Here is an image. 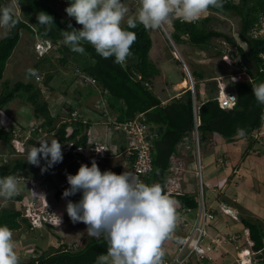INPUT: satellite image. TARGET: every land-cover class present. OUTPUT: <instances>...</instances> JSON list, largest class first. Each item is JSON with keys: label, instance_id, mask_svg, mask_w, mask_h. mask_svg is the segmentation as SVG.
Returning a JSON list of instances; mask_svg holds the SVG:
<instances>
[{"label": "trees", "instance_id": "obj_1", "mask_svg": "<svg viewBox=\"0 0 264 264\" xmlns=\"http://www.w3.org/2000/svg\"><path fill=\"white\" fill-rule=\"evenodd\" d=\"M18 2L24 11V15L29 17L31 24L15 16L18 23L0 40V81L3 80L8 61L21 40L23 29L29 32L34 41H42L40 43L44 45L50 44L55 48L57 56L48 57V55L40 56L38 53V55L36 54L38 61L34 67L46 73L44 80L42 81L41 78L38 81L39 84L36 82L37 85L30 82L25 83L24 81H18L14 85H10L9 81H4L3 90L0 93V111L6 110L14 100H19L27 110L33 113L34 117L44 119L42 126L47 127L49 133H55V139L62 145V153L63 145L71 140L75 141L73 150L88 147L92 143V130L95 126L93 119L90 117L91 115L85 119L86 122L75 119L68 122L64 121L57 127L56 122L60 112L52 114L45 97H43L45 92L47 94L56 89L51 84L54 77L49 73L50 68H56L57 63L64 68L70 62L74 63L73 80L69 87L63 89L66 96L73 98L75 96L71 95L69 91L71 88L76 87L78 100L75 99L73 109H77L75 106L80 105V102L87 104L90 97L99 95L105 98L110 114L116 116L117 121L121 123L132 121L143 113L145 123L150 125L157 136L153 149L154 171L148 176L147 184H161L164 193L179 202V210H198L200 206L199 195L168 193L167 189L170 176L169 168L173 163L172 155L178 154V147L184 142L187 135H193L195 132L196 118L193 94L191 90H185L179 99L174 98L165 104L153 94L151 87L156 77L160 75V70L150 58L153 47L150 30H145L143 25L139 23L135 28H128L127 25L123 27L128 31L135 32L137 39L131 46L132 54L128 57L133 60L121 66L114 62V57L103 59L87 43L82 45L85 48V54L72 52L63 43L62 32L71 30L68 28L69 23L72 28L77 30L79 24L65 18L61 14L62 12L51 4L50 0H18ZM4 6H6L4 0H0V7ZM209 10L215 13L228 11L240 17L241 30L239 36L247 43L246 49L240 45L238 46L231 36L214 30L210 25L218 20L211 16L197 22H186L180 18H174L172 21L173 31L170 32L172 40L177 46L187 43L201 51H209L212 48L215 49V45L212 44L213 40L223 38L227 43L236 46L237 55L240 56L243 62L251 64V66L247 68L246 73L248 76H243V79L240 78L237 82L232 81L229 77L230 74L225 76L229 89L234 91L238 97L236 106L228 112L222 109L218 100L211 96L213 88L217 86L216 82L207 85L205 95L208 96V100L200 107L198 104V134L201 148L207 144L208 139L215 133L221 135L226 141L235 142L239 137L237 136L238 128L244 129L246 134L243 137L251 141L253 133L260 131L264 124V105L257 102L252 88L253 84L264 83V71H260L261 54H264V37L253 38L250 35L261 17L264 16V0H224L223 8L210 7ZM41 11L53 17L54 24L48 26V28L38 24L37 14ZM217 53L221 55L222 52ZM233 57L237 56L233 55ZM192 75L196 81V98L198 99V84L204 83L212 77H207L206 73L198 69L192 71ZM183 78L185 79V76ZM92 80L96 81V85L91 82ZM74 125L77 127L69 130ZM18 126L21 133L29 129V126L25 124ZM108 128L110 129L109 125ZM16 130L17 126L13 127L11 131H7L0 124V142H4L9 147V153L12 154L14 151L16 152L13 145ZM33 146L39 147V142L35 138H28L26 141L27 150ZM69 153H72V151ZM65 156L63 155V157ZM114 158V155H109L102 163L112 165ZM26 160L27 157L14 158L6 164L0 165V178L9 175L19 177L30 165ZM100 164H97L98 167L101 166ZM123 164L121 162L116 165V174H120ZM70 174H74L73 169ZM56 175L49 181L52 186H56L60 182ZM33 176L36 177L37 175L34 174ZM45 183L42 193L49 195L48 197L51 194L58 195V192L53 189L54 187L52 190H47ZM24 199L25 194H18L9 200L22 203ZM79 200L73 199L71 201L76 203ZM20 207L21 204L18 205V208L16 207L17 209L11 208L9 204L6 207L0 206V226H8L13 234H22L24 226L27 230H30V224L25 219L23 210ZM240 221L249 231L250 239L254 242L251 247V250L255 252L254 258H252L253 261L257 260L258 263L263 264L264 224L260 219L245 214H240ZM47 227L55 233L59 229L49 225L42 228ZM90 241L87 246L85 242V246L79 247V249H73L72 246L75 242L72 246L65 243L57 249L52 248L54 250L52 252H43L44 254L40 257L31 259L28 262L21 261L20 264H96L97 257L102 253L106 254L108 244L103 236ZM192 262L198 263L196 258H192Z\"/></svg>", "mask_w": 264, "mask_h": 264}, {"label": "clouds", "instance_id": "obj_2", "mask_svg": "<svg viewBox=\"0 0 264 264\" xmlns=\"http://www.w3.org/2000/svg\"><path fill=\"white\" fill-rule=\"evenodd\" d=\"M223 4L224 0H139L135 15L130 16L129 8L122 3V0H73L65 11L69 17L75 18L82 28L74 29L69 23L68 28L71 30L62 32L63 43L72 52L82 55L85 54V48L82 45L90 44L103 59L114 57V62L123 66L133 60L128 57L131 56V46L137 39L135 32L121 26L125 17H127L128 28H135L139 23L145 30H156L174 16L186 22H192L210 7L223 8ZM37 20L38 24L46 28L54 24L53 17L43 11L37 14ZM17 23L14 5L0 7V28L10 30ZM167 35L169 36V33ZM27 75L36 77L37 70L29 68ZM252 88L257 102L264 105V83L253 84ZM202 90L205 94L206 90ZM245 134L244 129H237V136L243 137ZM192 141L194 143V139ZM38 142L40 146L31 147L27 151V156H24V158L27 157L29 166L35 168L34 172H37V176H32L30 173L26 176L24 173L25 179L41 177L40 170L33 166L40 165L41 157L46 161V167L41 168L42 172L63 159L62 145L57 139L53 138L50 141L45 139ZM193 146L196 144L194 143ZM200 149L199 141V150L196 147L197 155L195 154V174L198 153L201 161ZM201 165L203 167L202 162ZM42 176L45 180L42 186H39L40 190H43L48 174L43 173ZM196 176L199 179L197 174ZM67 181L70 187L63 192V197L75 195L77 192L82 193V198L78 202L67 203L68 216L73 223L83 222L87 226L88 236L94 238L103 236L108 244L106 254L99 255L96 264H164L165 253L162 243L171 237L176 228L179 202L166 195L161 184H145L128 171L119 175L112 171L101 172L94 159L91 167L81 164L77 174L67 175ZM27 182L26 180V187H22L14 176L0 178V198L11 199L15 195L25 194L27 199L29 194ZM203 182L202 176L200 191L205 198ZM32 194L40 195L35 191H32ZM55 197L57 198L56 194L48 198L54 202ZM16 207L18 208L14 206ZM63 224L64 221L54 228H62ZM45 225L48 224L43 226ZM247 246H249L248 243ZM15 247L12 230L6 225L0 226V264H20Z\"/></svg>", "mask_w": 264, "mask_h": 264}, {"label": "rangeland", "instance_id": "obj_3", "mask_svg": "<svg viewBox=\"0 0 264 264\" xmlns=\"http://www.w3.org/2000/svg\"><path fill=\"white\" fill-rule=\"evenodd\" d=\"M50 1H51V4L56 7L57 10L62 12L61 14L65 18L77 24V22L75 21V18L69 17L65 11L66 7L70 6L73 0H50ZM4 2L6 6L14 5V13L16 17L23 19L26 23L31 24L29 17L24 15V11L22 10V7L19 4L18 0H4ZM122 3H124L129 8V15L134 16L136 9L139 6V0H122ZM15 5H18V6H15ZM210 16L217 18L218 20L216 22L211 23L210 25L214 30L221 32L225 35L231 36L233 40H235L238 46L240 45L244 49L247 48V43L244 42L239 36L240 30H241L240 17L233 14L232 12L226 11L223 13H215V12H212L211 10H208L205 13H203L198 19L192 22L201 21ZM174 18L176 17L175 16L172 17L171 20L165 25H163L161 28L149 31L151 38L153 40V47L151 49L150 58L155 63V65L159 67L158 69L160 70V75H161V77L160 75L156 77L151 87L152 92L155 96H157L161 100L162 99L164 100V99H169L176 92H185V90H191L190 89V79L192 78V80L195 82V78L192 75V71H195L197 69L202 70L204 73H206L207 77H212L204 81V83L198 84L197 89L199 90L198 91L199 96H204L202 89H207V85L209 83L216 82V85H217V79H220L221 77H225L228 74L230 75H237V74L243 75L244 74L243 75L244 77L248 76L246 72H247V68L251 66V64L243 62L240 59V56L237 55L236 46H234L233 44L227 43L223 38H218V39L213 40L212 44L213 46L215 45V49L212 48L209 51H201L199 49H196L190 46L187 43H183L177 46L176 43L172 40L171 35H170V32L173 31L172 21ZM126 20H127V17H125V21L122 22V25H121L122 27L127 25ZM81 28H82V25H79L78 30H80ZM11 29L5 30L3 28H0V40H2L11 31ZM167 33H169V36L167 35ZM40 42L42 41H34L33 37L29 34L27 30L23 29L21 31V40L18 43L16 49L14 50L13 55L8 61L3 80L0 81V93L3 90L4 81H9L8 83L10 85H14L18 81H24L25 83L30 82V83H34L37 85L36 83L38 82L36 81L37 76H40L42 78V81L44 80V78L46 77V73L43 71L41 72L34 67L35 63L38 61V57H37L38 54H37V51H35L36 50L35 45ZM217 52H222L221 53L222 56L219 55ZM233 55L234 56L236 55L237 57L234 58ZM237 64H240V65L236 66ZM56 65L57 67L54 69L51 67L50 72H49L54 77L51 84L52 86H55L56 89L47 94L45 92L44 93L45 95L43 94L44 95L43 97H45V100L47 101L52 114H56L60 112L58 114L59 118L57 119V122H56V126L59 127V125L61 123H64V121L68 122V121H72L75 119L84 120L83 118H85V115H86L85 112L88 113L89 111L88 107H92L95 109L98 108V102L101 100V97L95 94L96 96L90 97V99L87 101V104L80 102L79 103L80 105L75 106V108L77 107V109H73L74 101L75 99H77V94H78L76 87H73V90L71 88L69 91L71 95L75 96L73 97L74 99L66 96L63 93V91L65 90L66 87L70 86V83L73 80L72 70H74L75 68L74 63L70 62L68 66L65 68L61 67V65H59L58 63ZM185 66H187L188 69H185L186 68ZM29 68L36 69L38 75L36 77H29L27 75V69ZM252 68L254 67L252 66ZM188 70H189V74L186 73V71L188 72ZM181 73L183 76H185L186 80L182 78L183 76L181 75ZM173 78H176V81H174ZM180 79H182L181 82L184 80L185 81L181 83ZM174 83H178V84H176L175 86L171 85ZM41 87L43 88V86ZM187 87L188 89H186ZM45 89L46 87L44 88V90ZM12 103H13L12 106H14L15 108L17 107V109H19V111L17 110V114H16L17 117L18 116L20 117L18 121L20 123H23L24 122L23 116L25 115L30 116L32 112L30 110H27L23 106V104H21L19 100H14V102ZM165 103H167V101H165ZM18 112H20L19 115H18ZM72 113L73 114L76 113V115L72 116ZM90 117L91 119H93L94 122L96 121V117L94 115H91ZM105 122L106 120L105 121L99 120L97 123H94L95 126L92 130V141L97 140L98 138H101L102 140L104 138H108L107 132L108 131L113 132L111 127L109 129L108 125H105ZM76 127L77 126L74 125L70 127L69 130L75 129ZM44 129L46 130V128ZM53 138H55V133L54 134L49 133L46 139L50 141ZM244 139H245L244 137L239 136L238 139H236V141L238 140L241 141ZM108 140H111V139L108 138ZM208 140L209 141L207 142V144L210 145L212 142V136ZM245 141L247 143L243 144L242 155L241 156L238 155L237 158L234 159L235 161L234 166L237 167L241 165L242 163H244L243 161L245 162L248 161L249 165L252 164L254 169H258V171H256L257 176H259V168L261 169L260 176L263 179L264 178V168L262 167H264V128L258 132L257 131L254 132L251 141H249V139L247 138ZM189 142L190 141H187V139L186 141H184L186 145H188ZM193 144H190V145L193 147V150L195 148L194 152L197 155L196 146H193ZM185 149H186V146H183V150ZM191 149L192 148H188V151H187L189 156L185 155L184 158L182 159L181 158L177 160L175 159L176 164L180 165L181 168H186L187 162L193 160L194 156L192 155L190 156ZM223 151L227 154V157H229L233 152H237L238 149L235 147V145L232 144L231 147L229 148L225 146ZM200 153H201V162L204 165L205 158L207 155L210 158L214 157L215 148H210V150L206 152L205 147H202L200 149ZM251 156L254 157V159L251 158ZM20 157L22 156H18L15 151L13 152V154L9 153V147L6 146L4 142H0V165H4L7 162L11 161V159L20 158ZM221 159L225 165L226 157H221ZM112 161H113L112 165H106L104 163H101L100 164L101 166H99V169L101 170V172L112 171L115 173L116 165L123 162L121 156L115 157ZM197 161H198V158H197ZM250 161H253L255 164L250 163ZM90 165L91 164H88L89 167ZM68 166L71 167L70 171L66 169L65 171L62 172L64 173L63 177L65 178L67 177L68 174H70L71 170L74 168V165L72 164ZM243 166H245V164H243ZM31 168L32 167L28 166L27 171L25 170L24 173H26V176L27 175L29 176V173L32 176L34 175L35 168H32V169ZM217 171L221 173L222 170L220 166L219 167L217 166ZM24 173H22L19 177H17V180L23 177L21 182L18 181L20 183V185L19 184L18 185L22 187H24L23 185H21L23 184V180L25 177ZM56 173L57 172H53L50 175H48L47 181L45 183V187H47V190H52V188L54 187L50 185L51 183L49 181L52 180V177L55 176ZM35 174L37 175V173ZM185 174L187 173H178L176 175L171 174V176L176 177L177 183H180V182L182 183L183 180H186ZM230 174L231 173H228V176ZM202 176L204 178L203 186L205 189L204 190L205 198L207 200L209 199L208 197L210 195V192L214 188V186L218 185L219 178L214 176L212 178V182L208 183L209 182V170L205 168L202 171ZM234 177L236 178L237 176H234ZM197 185L200 186V178L199 179L197 178ZM177 187L178 186L173 185L169 177L168 183H167L168 191L173 190L174 188H177ZM181 190H182V187H181ZM169 192H173V191H169ZM193 193L194 194L196 193L197 196L199 193V200H200L201 198L200 187L199 189L198 188L195 189ZM256 193H260L264 195V181L261 182V186L258 187V190L256 191ZM51 196L53 195L51 194ZM9 201L11 200L0 198V206L2 207L8 206ZM15 201L16 200L11 201L12 205L9 204L10 207L14 208V206H18L21 204L19 202L15 203ZM60 201L61 200L58 199L52 202L56 209V216L59 218V220L63 219L64 221L62 228H59L56 233L50 230L49 227L42 228L39 230L31 229L29 227L30 230H27V228L24 226V229L22 230L23 232L22 234H19V233L13 234V240L16 246L15 250L19 256L20 262L21 261L28 262L31 259L38 258L45 252L54 251L52 250V248L57 249L65 243L68 244L69 246L70 245L72 246L74 242L75 243L79 242L80 244H83L81 246L84 247L85 242L87 246V244L91 242L90 240L96 239L94 237L87 235V231H86L87 226L83 222L73 223L70 217L68 216L67 211L64 215L62 214L64 213L62 212L63 210L58 209ZM66 202L68 203L69 201H66ZM235 204L237 203L231 204L230 209L232 212L237 210L241 214L248 215L249 213L248 211H246L245 209H244L245 212L242 211L241 209L242 207L240 208V206L235 205ZM235 207H237V209ZM254 207H255L254 209L255 214L257 215L259 213L258 218L256 216L254 217H256L257 219H260L261 222L264 224V210H262L261 212L259 211L260 210L259 204H255ZM14 209H17V208H14ZM214 210L219 211L220 208L217 206V207H214ZM23 213L25 214V212ZM177 213H178V220H177V225H176L177 227L174 229L173 233L171 234V237L166 239L162 243V248L165 253L163 258H170L176 254L178 247L174 243L173 238L175 236L182 238L185 235V233L188 232V230L184 229V227H178L179 226L178 223H180V221H183L185 219V216H184L185 214H183L182 210L178 209V206H177ZM234 215L237 217V220L233 219L232 217L233 221L238 222L239 220L241 228H243V231H244L245 227L242 225V222L240 221V215L238 216L236 212H234ZM192 222L193 220L190 219V223ZM210 233L214 236L217 234L222 235V237L224 238H228L230 236V234H220V232H217V231L215 233L214 231H212V227L210 228ZM231 235L239 236L237 235V233H234ZM225 245L226 243L223 244V246ZM215 246H218V245L215 244ZM247 247L248 249H251V247L249 246ZM241 248L244 249L245 247L242 246ZM236 252H239V251H236ZM250 252L252 256L253 253L252 251ZM212 254L213 253H211L210 256H212ZM238 258L239 257L237 254V260ZM252 258H254V255L252 256ZM251 264H262V263H258L256 260L255 262L252 261Z\"/></svg>", "mask_w": 264, "mask_h": 264}, {"label": "built area", "instance_id": "obj_4", "mask_svg": "<svg viewBox=\"0 0 264 264\" xmlns=\"http://www.w3.org/2000/svg\"><path fill=\"white\" fill-rule=\"evenodd\" d=\"M250 35L253 38L264 37V16L261 17L260 21L254 29L251 31ZM37 53L41 55H48V57L57 56L55 48L51 45L37 44L36 46ZM262 65L261 71L264 70V54L261 55ZM185 69H188L185 66ZM187 74H189L186 71ZM78 74V71H77ZM244 75V74H243ZM243 75H230L229 77L232 81L237 82ZM189 76V75H188ZM235 78V80L233 79ZM37 81L41 80L40 76H37ZM96 85V81H91ZM190 89L194 98V111L196 118L195 132L194 136L190 135L187 139H194V143L196 144L197 149L199 150V134H198V103L195 101L196 98V88L195 82L190 79ZM73 90V88H72ZM206 94V92H205ZM218 102L222 109H233L236 104L238 97L234 91H231L228 87V82L226 81V77H221L217 79V86L213 88V92L211 94ZM208 100V96L205 98ZM205 100V101H206ZM199 104V107L205 102ZM16 106V105H15ZM88 107V106H87ZM89 111L86 113L84 121L86 122V118L90 115H94L96 117L97 123L99 120H103L105 125H109L113 132L108 131V138H98L97 140H93L91 144L86 148H78L72 149L75 141L71 140L65 143L63 146V157L62 161L54 164L52 167L47 168L46 171L42 172L41 168L46 167V161L41 157L40 165L34 167L38 168L41 172L40 178H28L23 180V185L26 187L27 182V192H29L27 199H25L21 203L20 209H22L25 214L24 217L28 220L31 229H37L43 226L44 224H48L51 227H57L63 223V219L59 220L56 216V209L53 205V201L48 198V196L39 189L41 187L45 177L42 176L43 173H47L50 175L53 172H58L60 169H66V165H74V168H77L75 173L77 174L79 167L81 164H91L94 159L97 164L102 163L105 159L109 157V155H114L115 157L121 156L123 160V167L120 171V174L124 171H128L135 176H137L142 182L147 184L148 176L154 171L153 165V149L156 140V134L150 128V125L145 123L144 115L140 114L136 117V119L121 123L117 121L116 116L110 114V110L108 109V104L105 98L101 97V100L98 102V108L88 107ZM17 107L15 108L12 104L6 108V110L0 111V124L7 130L11 131L13 127L17 126L16 135L13 140V145L16 149V153L18 156H27V148L26 141L28 138H35L37 141L44 140L48 137L49 132L47 127H43L44 119L42 117L36 118L33 113L30 116H23L24 122L20 123L17 117ZM77 111V110H76ZM78 113V112H77ZM20 112H18V115ZM76 115L72 113V116ZM105 119V120H104ZM25 124L29 126V129L21 133L20 127L18 125ZM46 128V130L44 129ZM48 133V134H47ZM193 136V137H192ZM72 151V153H69ZM99 151V152H98ZM71 154V155H70ZM177 154L172 155V166L169 168V173L172 175H176L178 173H183L184 168H181L180 165L176 164L175 159L177 160ZM202 165L199 158L198 153V163H197V171L196 174L201 179L202 178ZM75 175V174H74ZM23 177L18 179V181H22ZM171 182L175 185L176 177L170 176ZM19 183V182H18ZM70 185L68 184L67 178L61 180L57 186H54V190L58 192L57 200L71 201L73 199H81L82 193L77 192L75 195L69 197H63V192L68 189ZM169 190L173 192L168 193H179L178 190ZM32 191H35L38 196H33ZM220 210L216 211L211 208H207L204 202L203 193H201L200 198V206L198 209V217L196 220H193L190 223L189 213L191 210L183 209V214H185V219L180 221V224L184 229L188 230L182 238L174 237V243L177 245V252L173 257L163 258L164 264H191L192 258H196L198 262H204L206 259L210 258V254L222 249L223 244L232 243L238 240V236L230 235L228 238L222 237V235H212L210 233V228L213 226V222L218 219V215L225 214L227 216H232L233 219L237 220V217L234 215V212L228 206L221 205L219 206ZM249 235V232H246ZM173 238V239H174ZM247 243L250 247L254 245V242L247 237ZM217 244L218 246H215ZM220 245V246H219ZM73 249H79L80 243L77 242L73 246ZM238 249V262L240 264H251L253 261L252 256L255 255V252H251L248 249Z\"/></svg>", "mask_w": 264, "mask_h": 264}, {"label": "crops", "instance_id": "obj_5", "mask_svg": "<svg viewBox=\"0 0 264 264\" xmlns=\"http://www.w3.org/2000/svg\"><path fill=\"white\" fill-rule=\"evenodd\" d=\"M173 79L174 81H176V78H173ZM181 80L182 79H180V82ZM176 84L178 83H174L171 85L175 86ZM186 89H188V87ZM183 94L184 92H176L169 99H164V100L162 99V102L163 104H165V101L168 102L169 100L174 99V98L179 99ZM205 100L206 99H205V94H204V96H199V98L195 102L200 104ZM189 136L190 135H187L184 141H186V139ZM191 140L192 138L187 139V141H190L188 145H186L183 142L178 147L179 153L176 155L178 159L180 158L182 159L184 158L185 155H188L187 153L188 148H192L190 150V153H191L190 156L192 155L194 156V158L192 161H188L186 168H184V172L188 174L189 178L187 174H185L186 180H183L182 183L181 182L177 183L175 181V186H178L175 190H178V192L180 193H187V194H192L195 196L196 193L194 194L193 191L197 188L199 189L200 186L197 185V176L195 174L196 157H195V152L193 150V147L190 145V144H193ZM245 140L246 139L241 140V141L238 140L235 142H229V141H226L222 136H219V134H214L212 136L211 144L204 145L206 152H208L210 148H215L214 157L210 158L207 155L205 158L204 165H203V168L209 170V182L208 183L212 182V178L214 176L219 178L218 185H215L212 191L210 192V195L208 197L209 199L206 200V198H204V202H205L206 207L211 208V209H214V207H217V206L219 207L221 205L228 206L229 208H231V204L237 203L235 205L240 206V208L242 207L241 208L242 211L245 212L246 210L249 212L248 215H253L258 218L259 213L256 215L255 210H254L255 204L260 205V208H259L260 212L264 210V207H263L264 206V195L260 193H256V191L258 190V187L261 186V182L264 181V178L262 179V177L260 176L261 169L259 168V176H257L256 171H258V169H254L252 164L251 165L248 164V161L245 162L241 160L244 163H242L241 165L237 167L234 166L235 164L234 159L237 158L238 155L240 156L242 155L243 144L247 143ZM232 144L235 145L238 151L233 152L229 157H227V154L223 151L224 147L226 146L227 148H229L231 147ZM182 145L186 146L185 150H183ZM221 157H226L225 165L222 162ZM251 158L254 159V157L252 156ZM250 163H254V162L250 161ZM243 164H245V166H243ZM217 166L221 167V170H222L221 173L217 171ZM66 169L70 171L71 167L67 166ZM66 169L64 168L63 170L58 171L56 173L57 174L56 176L58 177L59 181L64 180L65 177H63L64 173L62 172L65 171ZM75 171H77L76 167L73 168L74 174H76ZM228 173H231V174L228 176ZM74 174H71V175H74ZM234 176H237V177L235 178ZM181 187H182V190H181ZM9 204L12 205L11 201H9ZM66 206H67L66 201L62 200L59 202L58 209L63 210L62 212L64 213L61 212L63 215L66 213ZM235 208L237 209V207ZM234 212H236L238 216L241 214L237 210ZM197 217H198V210L191 211L189 213V218L191 220H196ZM178 224H179L178 227H182L180 223ZM246 230L247 229L245 228L243 231V228H241L240 222L238 223L236 221H233L231 216H227L225 214L218 215V219L213 222L212 231H214L215 233L217 231V232H220V234H230V235L237 233V235H239L238 236L239 239L235 242L227 243L225 246H223L222 249L213 253L212 256H210L208 260H205L202 263L198 262L197 264H240L237 260L238 252L236 251H238V249H236V247L238 246L239 250L242 249L241 248L242 246L245 247L246 249L248 248L246 244L247 236H248L246 233ZM191 264H195V262H192Z\"/></svg>", "mask_w": 264, "mask_h": 264}, {"label": "water", "instance_id": "obj_6", "mask_svg": "<svg viewBox=\"0 0 264 264\" xmlns=\"http://www.w3.org/2000/svg\"><path fill=\"white\" fill-rule=\"evenodd\" d=\"M225 111H227V112H228V111H230V110H229V109H225Z\"/></svg>", "mask_w": 264, "mask_h": 264}]
</instances>
